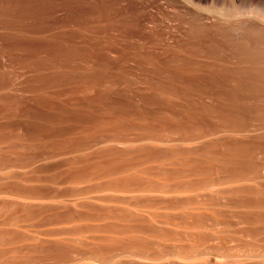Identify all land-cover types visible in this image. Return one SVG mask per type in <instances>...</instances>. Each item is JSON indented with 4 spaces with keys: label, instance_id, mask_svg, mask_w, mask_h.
Segmentation results:
<instances>
[{
    "label": "rangeland",
    "instance_id": "374dc122",
    "mask_svg": "<svg viewBox=\"0 0 264 264\" xmlns=\"http://www.w3.org/2000/svg\"><path fill=\"white\" fill-rule=\"evenodd\" d=\"M198 1L0 0V264L264 255V23Z\"/></svg>",
    "mask_w": 264,
    "mask_h": 264
},
{
    "label": "bare ground",
    "instance_id": "6f19581e",
    "mask_svg": "<svg viewBox=\"0 0 264 264\" xmlns=\"http://www.w3.org/2000/svg\"><path fill=\"white\" fill-rule=\"evenodd\" d=\"M187 2H189V4L191 3L190 2V0H186ZM200 1V0H199ZM198 1V2H199ZM210 1V0H209ZM238 1V0H237ZM204 2H206V1H204ZM204 2H202V3H204ZM243 2V1H242ZM239 3H240V0H239ZM190 5H192V4H190ZM241 6V5H240ZM234 7H235V5H234ZM234 7H232V8H234ZM244 7L246 8V9H250L251 10V8L252 9H255L256 10V15L254 14V11H250V13L251 12H253V13H251V14H253V15H255L254 17L252 16V15H250V16H252L251 18H252V20H250V21H253V20H257V19H259V20H257L256 22H257V24H256V22H252V23H254V24H256V26L257 25H260V24H258V21H261L260 20V18L262 19V22L264 23V0H248V2L247 3H245L244 4ZM204 8V7H203ZM228 8V7H227ZM224 9H225V7H224ZM203 10H208V9H203ZM218 10V9H217ZM223 10V9H222ZM220 12V11H219ZM218 12V13H219ZM249 12V11H248ZM228 13V12H227ZM237 13V12H236ZM245 13V12H244ZM249 13V14H250ZM217 14V13H216ZM238 14H240V13H238ZM246 14V13H245ZM248 14V15H249ZM222 16H224L225 17V13H224V15H222ZM250 16H248L249 18H250ZM224 17H222V19L224 18ZM229 17V16H228ZM245 17H247V16H245ZM248 18V19H249ZM255 18V19H254ZM219 19V18H218ZM227 19V18H226ZM248 19L246 18L245 20H247L248 21ZM224 20V19H223ZM243 20H244V17H243ZM247 21H246V23H247ZM249 23V22H248ZM251 23V22H250ZM260 23V22H259ZM262 26H263V24H262ZM264 27V26H263ZM262 28V27H261ZM261 30H264V28H262ZM202 252V251H201ZM200 252V253H201ZM219 253H220V251H219ZM222 253V252H221ZM218 254V252L217 253H215V251H212V252H208L207 251V253H205V254H199V252H197V253H194V254H189V255H187V254H185V256L183 255H181L182 256V258H187L186 259V261L188 260V261H190V260H192V261H196L197 259H199L198 257H200V256H202V257H200V259L201 260H205L208 264H216L217 263V260H218V264H220V262H221V259H222V262L223 263H221V264H233L235 261H236V258L235 259H233V261H232V257H231V255H229V254H227V253H222V254ZM171 255H173V254H171ZM178 255H180V254H178ZM178 255H175V256H177V257H179ZM187 255V256H186ZM181 256L178 258V259H180L181 258ZM248 256H250L249 254L247 255V256H245V257H241V258H239V260H237L234 264H264V255H259V257H260V259L259 260H253V257H255V256H250V257H252V258H247ZM257 256V255H256ZM143 257V256H142ZM141 257V258H142ZM176 257V258H177ZM240 257V256H239ZM143 258H145V257H143ZM172 258H174L173 256H172ZM217 258V259H216ZM218 258H220V260L218 259ZM185 259H183L184 261H185ZM177 260V259H176ZM181 260V259H180ZM182 260V261H183ZM233 262V263H232Z\"/></svg>",
    "mask_w": 264,
    "mask_h": 264
}]
</instances>
